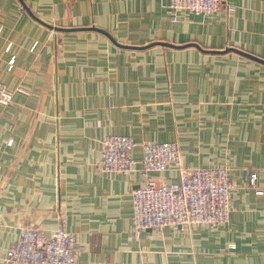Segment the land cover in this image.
Listing matches in <instances>:
<instances>
[{
    "label": "crops",
    "instance_id": "1",
    "mask_svg": "<svg viewBox=\"0 0 264 264\" xmlns=\"http://www.w3.org/2000/svg\"><path fill=\"white\" fill-rule=\"evenodd\" d=\"M226 2L229 15L173 21L166 0H0L13 92L0 110V261L23 227L49 236L63 213L74 264H264V63L227 50L264 60V0ZM111 134L137 144L136 160L141 143L174 141L184 167H227L228 222L135 231L139 164L95 169Z\"/></svg>",
    "mask_w": 264,
    "mask_h": 264
},
{
    "label": "built area",
    "instance_id": "2",
    "mask_svg": "<svg viewBox=\"0 0 264 264\" xmlns=\"http://www.w3.org/2000/svg\"><path fill=\"white\" fill-rule=\"evenodd\" d=\"M166 1L173 12V21L180 11L196 15L218 12L229 15L233 10L226 0ZM53 25L59 28L60 19H55ZM9 46L7 44V48ZM8 62L10 66L13 58ZM12 95L13 92L0 82V110L11 102ZM100 144L95 165L98 173H129L139 164L141 183L130 192L131 224L135 231L193 225L213 228L228 222L229 193L233 185L227 167H184L178 144L174 141L141 143L138 160L131 154L137 144L127 135L111 134L100 140ZM165 173H175L176 178L154 177ZM256 178L255 171L249 173L250 187L255 185ZM66 223L65 215L59 213L49 236L43 235L37 227H23L16 241L6 249L0 264H74L76 241ZM229 248L232 251L234 245L230 244Z\"/></svg>",
    "mask_w": 264,
    "mask_h": 264
},
{
    "label": "water",
    "instance_id": "3",
    "mask_svg": "<svg viewBox=\"0 0 264 264\" xmlns=\"http://www.w3.org/2000/svg\"><path fill=\"white\" fill-rule=\"evenodd\" d=\"M151 45H152V44H151ZM227 50H234V51H236V52H238V53H240V54H242V55H245V56H247V57H249V58H252V59H254V60H257V61H260V62H263V63H264V60L259 59L258 57H255V56L250 55V54H248V53H245V52H243V51H240V50H238V49L230 48V49H227Z\"/></svg>",
    "mask_w": 264,
    "mask_h": 264
}]
</instances>
